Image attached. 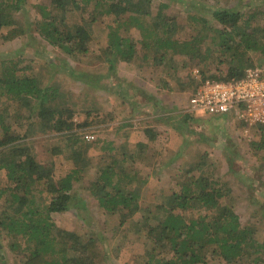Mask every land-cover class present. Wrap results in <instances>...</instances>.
<instances>
[{
  "label": "trees",
  "instance_id": "trees-1",
  "mask_svg": "<svg viewBox=\"0 0 264 264\" xmlns=\"http://www.w3.org/2000/svg\"><path fill=\"white\" fill-rule=\"evenodd\" d=\"M151 4L152 0H42L35 6L38 18L23 28L18 16L26 0H0V39L7 42L33 32L67 56L86 57L98 17L112 15L114 26L102 52L108 71L114 72L118 62H138L135 65L139 70H154L183 55L199 70L198 77L186 85L190 94L206 80L237 79L248 68L264 65V22H254L256 16H263L258 8L245 18L243 12L235 10L238 5L211 7L210 23L201 18L202 25L194 27L195 37L181 40L182 27L163 13L168 5L160 4L154 13ZM69 12H75L78 21L65 23ZM124 26L136 30L139 38L121 36L118 31ZM252 52L258 55L256 64L251 60ZM10 61L0 60V171L4 172V180H0V239L8 240L6 248L20 264H104L93 240L60 231L50 217L84 208L75 195L76 185L91 169L95 178L89 181L87 191L103 215L121 217L122 227L136 213L141 214L134 227L146 230L153 240L142 264H264V259L260 260L264 258V235L257 237L259 227L242 224L231 206L221 202L230 198L229 182H218L203 170L191 176L195 168L189 166L177 191L156 204L141 207L138 195L128 191L129 165L148 151L158 133L146 128L147 140L133 147L128 143L86 141L83 130L93 123L89 120L91 111L79 110L78 102L65 88L42 87L41 81L28 73L31 67H15L17 64ZM68 71L82 83L105 79V75ZM4 105L8 106L6 112L2 111ZM81 114L84 120L76 121L75 116ZM6 115L10 120L4 118ZM189 115L194 114H184V122ZM253 127L261 131V137L250 143L252 157L264 163V125ZM13 129L22 133L13 136ZM46 134H56L58 141L47 142L48 153L52 157L67 155L72 164V170L59 179L53 176L54 162H41L35 149L37 141L30 139ZM96 146L101 149L97 163L88 155ZM198 156L197 167L209 164L207 153ZM189 208L205 215L188 223L180 213ZM0 263H5L2 255Z\"/></svg>",
  "mask_w": 264,
  "mask_h": 264
},
{
  "label": "rangeland",
  "instance_id": "rangeland-1",
  "mask_svg": "<svg viewBox=\"0 0 264 264\" xmlns=\"http://www.w3.org/2000/svg\"><path fill=\"white\" fill-rule=\"evenodd\" d=\"M41 1L26 0L24 10L18 16L23 28L38 18L35 6ZM160 4L168 5L163 13L182 27L179 33L181 40L195 37L197 31L195 32L194 27L198 23L199 27L202 25L199 22L201 18L210 21L211 7L234 8L238 5L235 10L243 12L245 18L254 8H258L263 16H256L254 22H264V0H152L151 10L155 13ZM67 15L65 23L78 21L75 12ZM113 20L112 15L98 17L92 27V39L86 57L67 56L31 32L26 37L22 35L7 42L0 39V60L14 61L17 64L15 67H31L32 70H28V73L34 74L41 81L42 87L57 85L69 91L74 102H78L79 110L85 108L91 111L89 120L93 123L83 130V135L93 134L95 141L100 140L104 144L112 142L115 145L128 143L133 147L138 142L147 140L144 133L146 128H152L158 133L156 139L148 145V151L141 158L135 159L133 165H129L131 177L127 180L128 191L138 195L141 207L156 204L177 191L186 176L184 170L193 166L195 169L191 176L196 177L203 170L206 175L213 174L216 177L213 179L218 182H229L232 190L230 198L223 199L222 204L231 206L242 224L257 225V237H262L264 163L252 157L250 148V143L260 140L261 131L253 126L246 128L232 117L208 116L200 112L189 115L188 121L184 122L185 106L190 96V87L186 85L192 78L198 77L199 70L193 62H187L188 59L183 55L164 62L154 70L148 67L139 70L135 65L138 62H118L115 71L109 72L102 52L113 29ZM118 32L123 37L129 34L134 39L139 38L136 30H127L126 26ZM254 53L250 56L256 64L259 58ZM210 62L215 65L211 60ZM221 68L225 70L226 65ZM69 69L81 74L87 72L94 76L105 75V79L82 83L69 75ZM113 73V77H106ZM7 108L4 105L2 111L6 112ZM4 118L10 120L7 115ZM75 120L83 121L84 115L75 116ZM124 123L126 125L120 129ZM11 132L13 136L22 133L20 129H13ZM49 136L52 139L47 141ZM30 139L37 141L35 149L41 162H54L55 179L72 170L67 155L52 157L46 149L47 142H58L56 134ZM100 146L92 147L88 153L95 163L101 155ZM205 153L209 164L197 167L198 155ZM172 157L175 159L173 162ZM134 170L137 171L138 178L134 176ZM94 178L95 171L91 169L83 174V179L76 185L75 195L83 201V209H70L65 213L51 214L50 217L60 231L73 232L82 239L93 240L102 252L104 264H142L144 253L153 246V240L146 230L134 227V222L140 219L141 214L136 213L130 220L126 219L128 221L122 227H119L123 221L121 217L103 215L86 187ZM0 180H4L2 171ZM42 194L44 198L45 193ZM180 214L188 223L191 219L205 215L191 208ZM7 242L1 237L0 248L3 247L5 255L2 251L0 255L4 257L5 263L0 264H20L19 258L7 250ZM263 259L261 256L260 260ZM217 264L224 262L219 261Z\"/></svg>",
  "mask_w": 264,
  "mask_h": 264
},
{
  "label": "built area",
  "instance_id": "built-area-1",
  "mask_svg": "<svg viewBox=\"0 0 264 264\" xmlns=\"http://www.w3.org/2000/svg\"><path fill=\"white\" fill-rule=\"evenodd\" d=\"M190 111L206 115L232 116L246 128L264 125V65H254L230 81L206 80L191 95ZM86 141L94 140L85 134Z\"/></svg>",
  "mask_w": 264,
  "mask_h": 264
},
{
  "label": "clouds",
  "instance_id": "clouds-1",
  "mask_svg": "<svg viewBox=\"0 0 264 264\" xmlns=\"http://www.w3.org/2000/svg\"><path fill=\"white\" fill-rule=\"evenodd\" d=\"M238 79V78H237ZM232 80H235V79H232ZM230 81V80H229ZM191 97V95L189 96V98ZM189 98H188V100H187V104H186V106H185V113H190V114H194V115H196L198 112H193V111H190V108H189V105H188V101H189ZM201 114H203V115H206V114H204V113H202V112H200ZM208 116H217V117H224V118H226V117H232V116H226V115H224V116H221V115H208ZM233 118V117H232ZM239 124H241L242 126H244V124H242V123H240V122H238Z\"/></svg>",
  "mask_w": 264,
  "mask_h": 264
},
{
  "label": "crops",
  "instance_id": "crops-1",
  "mask_svg": "<svg viewBox=\"0 0 264 264\" xmlns=\"http://www.w3.org/2000/svg\"><path fill=\"white\" fill-rule=\"evenodd\" d=\"M194 93V92H193ZM193 93H191L190 95H192Z\"/></svg>",
  "mask_w": 264,
  "mask_h": 264
}]
</instances>
